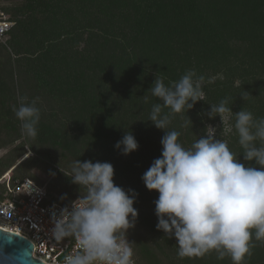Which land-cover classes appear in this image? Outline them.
Instances as JSON below:
<instances>
[{"label":"trees","instance_id":"trees-1","mask_svg":"<svg viewBox=\"0 0 264 264\" xmlns=\"http://www.w3.org/2000/svg\"><path fill=\"white\" fill-rule=\"evenodd\" d=\"M10 1L0 3L14 22L0 39V198L15 180L30 178L45 184L47 202L69 205L84 189L70 177L48 186L54 166L67 172L75 159L110 162L114 184L137 193L138 216L126 232L136 264H232L214 251L181 259L176 239L156 228L159 194L142 175L160 157L165 130L148 120L160 102L149 89L156 77L168 85L188 70L203 76L205 101L176 114L169 130L190 147L214 127L241 163L259 168L243 159L233 113H223L228 127L223 114L206 113L227 98L234 113L264 117V0ZM19 96L40 108L35 139L12 111ZM188 118L192 126L182 127ZM126 131L138 148L124 155L114 145ZM254 243L244 264H264V242Z\"/></svg>","mask_w":264,"mask_h":264},{"label":"clouds","instance_id":"clouds-1","mask_svg":"<svg viewBox=\"0 0 264 264\" xmlns=\"http://www.w3.org/2000/svg\"><path fill=\"white\" fill-rule=\"evenodd\" d=\"M203 81L192 70L168 85L162 77L155 78L149 90L160 102L152 104L148 120L165 134L161 155L142 180L148 190L159 194L154 201L156 228L176 239L179 258L203 257L214 251L219 260L230 257L232 264H244L253 254L254 241L264 242V117L243 108L234 113L227 98L209 104L206 113L209 118L233 113L243 159L255 161L259 168L241 163L238 153L215 130L185 147L179 142L181 133L169 126L176 114L205 101ZM247 95L246 91L241 94L243 100ZM144 100L147 103L148 97ZM12 111L22 133L35 139L41 117L37 100L19 96ZM189 126L188 118L182 127ZM114 147L127 155L138 148V142L126 131ZM63 172L84 192L53 219L55 241L68 238L76 243L66 248L59 264H135L126 232L138 216L133 206L137 193L114 184L110 162L75 159L70 170Z\"/></svg>","mask_w":264,"mask_h":264},{"label":"built area","instance_id":"built-area-1","mask_svg":"<svg viewBox=\"0 0 264 264\" xmlns=\"http://www.w3.org/2000/svg\"><path fill=\"white\" fill-rule=\"evenodd\" d=\"M14 22L0 10V39L6 36ZM3 176L2 178H5ZM69 205L47 202V192L30 178L15 180V185L0 198V228L24 236L33 244L32 255L46 264H59L66 248L76 247L74 240L57 242L51 235L53 219ZM136 264V263H135Z\"/></svg>","mask_w":264,"mask_h":264},{"label":"water","instance_id":"water-1","mask_svg":"<svg viewBox=\"0 0 264 264\" xmlns=\"http://www.w3.org/2000/svg\"><path fill=\"white\" fill-rule=\"evenodd\" d=\"M32 251L30 240L0 228V264H46L34 258Z\"/></svg>","mask_w":264,"mask_h":264},{"label":"rangeland","instance_id":"rangeland-1","mask_svg":"<svg viewBox=\"0 0 264 264\" xmlns=\"http://www.w3.org/2000/svg\"><path fill=\"white\" fill-rule=\"evenodd\" d=\"M11 2H12V1H10V0H9V1L0 0V3H1L2 5L7 4V3H10V4H11ZM221 122H222L223 124H225V126H227V125H226V122H227V115H225V114L221 115ZM227 127H228V126H227ZM214 129H215L214 127H211V126L209 127V131H212V130H214ZM53 170H55V172L52 174L51 178L48 179V177L45 178V177H46L45 174L41 173L40 170H38V169H36V168L33 169V171L35 172V174L38 175L39 180H42L43 178H45L44 181H46V182L48 183V186L50 185V187L54 186L55 184L60 183L59 181L62 180V179H68V178H69V176H66V175L64 174L63 171L66 172V170H64V168H63L62 166H59V165L54 166V169H53Z\"/></svg>","mask_w":264,"mask_h":264}]
</instances>
